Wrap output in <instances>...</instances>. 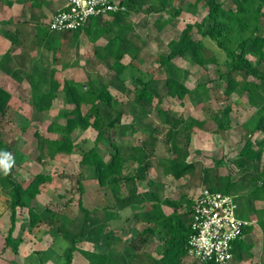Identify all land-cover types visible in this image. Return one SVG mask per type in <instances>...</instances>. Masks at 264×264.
Listing matches in <instances>:
<instances>
[{
  "label": "trees",
  "instance_id": "obj_1",
  "mask_svg": "<svg viewBox=\"0 0 264 264\" xmlns=\"http://www.w3.org/2000/svg\"><path fill=\"white\" fill-rule=\"evenodd\" d=\"M170 1L173 0H162L164 4ZM4 2L5 0H0V8ZM194 2L196 5L204 2L208 10L207 16L198 25L202 37H194L193 28L195 25L188 23L179 37H174L168 42V52L159 54L156 57L157 60L168 69H171L172 61L176 57L192 59L200 66H207L211 61L218 64H229L231 68L222 75L227 77L225 89L227 96L232 95L242 84L238 79L239 75L243 77L252 97L256 89L264 91V34L261 32L260 25H257L253 32H249V21L245 18L250 13L256 18L264 20V0H232L235 8L227 6L222 0H195ZM122 3L130 6V1L122 0ZM251 4H256L253 11L250 9ZM181 10V8L176 9L173 15L178 16ZM125 14L128 12L111 13L112 20H105V17L100 16L94 17L83 29L62 32L60 39L62 43H65L73 37L76 42L84 30L89 40L95 45L96 56L102 61H106L110 69L115 71L113 79L116 77L124 83L130 79L133 82L135 92L133 89H127L129 94L133 95L128 103L119 104L111 92L109 84L101 80H97L96 85H90L83 79L74 78L65 79L62 83L57 78L56 68L50 70L48 77H38L35 74L36 68L28 72L32 90L31 101L35 107L36 118L38 112L49 107L51 100L60 88L63 89L68 103L72 106L69 111L63 114L67 119L65 125L51 122L47 127L49 132L59 135L56 139L50 140L39 129L35 130L34 134L40 155L45 156L49 148H52L51 156L58 152L72 153L76 147L74 135L77 129L90 124L98 134L95 145L84 153L82 164L88 166L100 186L107 187L110 184L118 186L121 182H125L128 190L126 196L117 198L115 202L103 207L90 209L82 199L79 201L80 213L76 218L70 220L75 231L68 229L66 221H63L60 226L63 236L69 241V245L63 251V256L65 264H72L74 253L78 250L88 259L89 264H186L184 258L190 257L188 256V241L193 233L194 197L183 192L180 198L175 200L164 198L161 194L165 188L164 176L169 174L175 179H181L188 174H199L202 187L231 194H234L237 182H231L228 177L220 175L219 167L225 164L224 159L215 161L213 168L204 165L199 160L188 159L191 154L192 126H185L180 117L172 115L170 112H161V118L164 117L162 118L164 127L154 126L152 123L151 130L144 133L138 145L120 144L119 138L127 137L129 130L136 133L140 129L139 126L143 125L140 121L138 126L136 120L125 124L122 121L125 112H129L128 109L132 110L135 105L145 109L151 107L154 98L159 95L157 91L153 90L154 77L139 67L143 62L139 52L133 53L129 63L122 61L132 41L130 38H122L116 33L112 35L111 27L114 23L119 24ZM158 21L167 24L172 19L163 20V16H160ZM36 34L40 35L39 40L30 46L22 45L23 53L38 48L44 42L47 47L53 43L55 36L50 29L44 31L43 27H36ZM105 36H108L109 39L103 47L104 53L101 54L98 52L97 43ZM209 39L224 51L225 58L222 61L218 57L220 52L209 44ZM231 44H236V46L232 47ZM250 55L257 59V63L253 62ZM55 60L57 61V57ZM250 76L259 80L260 83L249 81ZM165 88L167 96L181 100L192 94L200 96L207 90L206 84H201L192 90L173 74L168 75ZM12 96L10 91L0 85V118L6 115L10 109ZM229 113L230 107L224 111L223 118L225 120L218 119V127L213 131H222L223 125L228 122ZM167 126L165 135L162 138L159 137L158 135ZM257 131L264 132V106L259 110L258 115L253 117V125L248 128V136L237 160L242 171V176L238 180H249L255 185L249 198L252 201L264 199V149L256 147V144L263 146L264 139L258 142L253 139V135ZM103 140L108 141L114 148L110 160H107L99 151L98 145ZM160 145L164 146L165 151L172 156L157 155ZM20 146V140L16 135L7 138L0 132V160L5 159V153L9 154V159L6 161L9 165L7 174L2 166H0V174L6 175L11 184L10 188L6 190L10 196L8 207L11 210L12 223L6 236V243L12 247L15 253H19V246L22 242L21 235L16 237L14 234L18 215L22 210H26L29 217L27 224L31 227L38 228L43 222L55 227L59 221L56 217L46 218L37 211L34 204L41 193L42 185L53 180L51 174L39 172L28 181L13 178L11 169L13 170L17 162L24 157ZM131 147L137 153L135 158L137 166L133 171H126L125 154ZM153 167L158 170V176L155 178L148 174ZM85 177V173H80L78 179L79 189L82 193L85 191L83 183ZM139 181H146L153 189L140 190ZM236 200L239 204L238 197ZM165 206L171 207L172 211L167 212ZM129 212H133V217L130 220L144 222L146 225L140 230L129 228L133 236L130 239H125L123 229L129 219ZM260 223L264 231V219ZM249 229L245 230L244 235ZM156 234H159L162 239L158 257L149 249ZM242 238L236 240L235 247ZM84 241L104 248L100 250L82 248L78 243ZM129 247L131 251L127 249ZM194 259L198 264H216L213 261L202 262L199 259ZM14 264L20 263L15 262Z\"/></svg>",
  "mask_w": 264,
  "mask_h": 264
},
{
  "label": "rangeland",
  "instance_id": "obj_2",
  "mask_svg": "<svg viewBox=\"0 0 264 264\" xmlns=\"http://www.w3.org/2000/svg\"><path fill=\"white\" fill-rule=\"evenodd\" d=\"M127 1H130V6L126 5L128 14H125L119 24H113L112 35L116 33L122 38L131 39L132 43L129 44V50L122 61L129 63L133 53L139 52L143 59L139 67L154 77L153 90L157 91L159 95L154 98L151 107L145 109L135 105L132 110L128 109L129 112H125L122 116V121L125 124L136 120L137 125L140 121L143 125H138L140 129L136 133L129 130L127 137L119 138L120 144L138 145L144 133L151 130L152 123L154 126L164 127L162 125L164 117L161 118V112H170L172 115L180 117L185 126H192L191 154L188 159L199 160L212 168L215 161L224 159L225 164L219 167L220 175L228 177L231 182H237L233 191L235 195L240 198L245 195L249 196L255 185L249 180H238L242 176V171L237 160L248 136V128L253 125V117L258 115L259 110L264 106V91L256 89L252 97L243 77L239 75L238 79L242 84L232 95L227 96L225 93L227 77L222 75L231 68L229 64H218L211 61L207 66H200L192 59L176 57L172 61L171 69H168L157 60L156 57L159 54L168 52V42L174 37H179L188 23L195 25L193 28L194 37H202L198 25L208 14L204 2L196 5L195 0H173L167 4H164L162 0ZM222 1L227 6L235 8L232 0ZM255 6L256 4L250 5L251 11ZM179 8L182 9L180 14L174 16L173 13ZM14 11V7L8 4V0H5L0 8V20L9 18ZM160 16H163V20L172 19V21L167 24L162 23L163 21L159 22L158 17ZM27 18L29 17L27 16ZM105 18V20H112L113 16L109 15ZM245 18L249 21V32H253L256 26L260 25L261 32L264 34L263 19H258L250 13ZM21 23L24 26L20 23H8L3 25L0 31V85L13 95L10 100V109L6 115L0 118V132L7 138L16 135L24 152V157L17 162L13 170L11 169L14 179L28 181L39 172L49 173L53 176L51 182L42 185L41 193L34 204L37 211L46 218L56 217L59 221L55 227L47 222H43L38 228L31 227L27 224L29 217L26 210H22L18 215L17 221L20 222V226L16 234V237L19 235L22 237L19 246L21 254L13 253L12 247L6 243V236L12 225L11 210L8 207L10 196L6 190L10 188L11 184L6 175L0 174V264H11L17 258L22 261L21 264H65L63 251L69 245V241L63 236L60 226L63 221H66L68 229L74 230L70 220L76 218L80 213L79 201L82 199L83 203L91 209L103 207L115 202L117 198L126 196L128 190L125 182H121L118 186L111 184L107 187L100 186L88 166L82 164L84 153L95 145L98 134L90 124L77 129L74 135L76 147L72 153L58 152L51 156L52 148H49L45 156L40 155L34 134L35 130L39 129L50 140L56 139L59 135L49 132L47 127L51 122L65 125L67 119L63 114L69 111L72 106L68 103L63 89L60 88L51 100L49 107L38 112L36 118L35 107L31 101L32 90L28 72L36 68L35 74L38 77H48L50 70L56 68L57 78L62 83L65 79L74 78L83 79L90 85H96L95 82L101 80L109 84L110 90L119 104L131 101L133 95L129 94L127 89H133L135 92V86L130 79L126 83L116 77L113 79L115 71L110 69L106 61H102L96 56L95 45L83 31L76 42L71 37L65 43H62L60 39L62 32H53L55 37L49 47L43 41V45L23 53L22 45L36 44L40 35L36 34V28L30 22L27 25ZM43 28L44 31H47L48 24ZM108 39V36H105L98 41L99 53H104L103 47ZM209 44L220 52L218 57L222 61L225 58L224 51L211 39H209ZM231 46L235 47L236 44H231ZM55 57H57V61ZM250 58L254 63H257L254 56L250 55ZM170 74L177 76L192 90L201 84H206L207 90L200 96L192 94L184 100L169 97L166 95L165 82ZM248 80L260 83L252 76ZM228 107H230L228 122L223 125L221 132L213 131L218 127L217 120L223 118L224 111ZM167 129L168 126L158 136L162 138ZM253 139L257 142L263 140L264 132L257 131L253 135ZM256 147L264 149V145L256 144ZM98 148L107 160L111 159L114 148L108 141L100 142ZM165 150V147L160 145L157 155L165 154L167 157H171L172 154ZM136 156L137 153L132 147L127 149L125 154L126 171H133L137 166ZM80 173L86 174L83 180L84 193L79 189ZM148 174L153 178L157 177V168H151ZM164 181L165 188L161 194L164 198L174 200L180 198L183 192L195 197L202 187L199 174H188L181 179H175L168 174L164 176ZM138 186L143 191L153 189L146 181H139ZM263 207L264 204L261 209L259 208L260 217L264 215ZM165 209L167 212L172 211L169 206H165ZM240 214L242 215V212ZM132 217L133 212H129V219L123 229L125 239H130L133 236L129 228L140 230L146 225L144 222L130 220ZM78 245L91 250L104 248L87 242H79ZM161 245L162 239L159 234H156L149 249L158 257ZM127 249L131 251L130 247ZM251 258L254 259V256ZM184 261L186 264H198L191 257H185Z\"/></svg>",
  "mask_w": 264,
  "mask_h": 264
},
{
  "label": "built area",
  "instance_id": "obj_3",
  "mask_svg": "<svg viewBox=\"0 0 264 264\" xmlns=\"http://www.w3.org/2000/svg\"><path fill=\"white\" fill-rule=\"evenodd\" d=\"M126 10L121 0H65L64 8L53 14L47 24L52 32L83 29L94 17ZM254 223L240 217L235 194L202 187L194 197L188 256L202 262L233 264L236 240Z\"/></svg>",
  "mask_w": 264,
  "mask_h": 264
},
{
  "label": "crops",
  "instance_id": "obj_4",
  "mask_svg": "<svg viewBox=\"0 0 264 264\" xmlns=\"http://www.w3.org/2000/svg\"><path fill=\"white\" fill-rule=\"evenodd\" d=\"M9 3L12 7H14L15 11L9 18L0 20V27L8 23H20L22 25L21 22L25 25L30 22V24L35 28L43 27L47 24L53 14L65 6V0H8V4ZM27 16L29 18L26 19ZM83 32L85 31L83 30ZM236 197L239 198V215H241L240 212H242L241 217L251 219L256 222L248 227L250 228L249 231H247L241 241L237 243L233 264H264V231L260 223V221L264 219V215L261 217L259 216V210L264 204V199H256L255 201H252L249 200L250 195H245L241 198L236 195ZM19 226L20 222L17 221L15 236H17L16 234ZM84 242L91 243L89 241ZM19 254H21V248H19ZM251 256H254V259L251 258ZM15 262L21 264L22 261L17 258L14 259L11 264H14ZM72 264H89V261L78 250L74 253Z\"/></svg>",
  "mask_w": 264,
  "mask_h": 264
},
{
  "label": "clouds",
  "instance_id": "obj_5",
  "mask_svg": "<svg viewBox=\"0 0 264 264\" xmlns=\"http://www.w3.org/2000/svg\"><path fill=\"white\" fill-rule=\"evenodd\" d=\"M5 155V159L0 160V166L3 167L5 174H7V170L9 168V165L6 163V161L9 159V154H4Z\"/></svg>",
  "mask_w": 264,
  "mask_h": 264
}]
</instances>
